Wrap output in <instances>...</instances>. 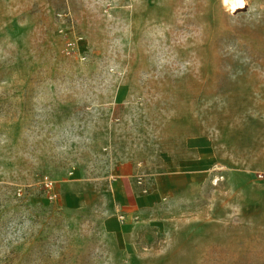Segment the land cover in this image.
<instances>
[{
    "label": "rangeland",
    "instance_id": "374dc122",
    "mask_svg": "<svg viewBox=\"0 0 264 264\" xmlns=\"http://www.w3.org/2000/svg\"><path fill=\"white\" fill-rule=\"evenodd\" d=\"M245 1L0 0V264H264Z\"/></svg>",
    "mask_w": 264,
    "mask_h": 264
},
{
    "label": "crops",
    "instance_id": "0c3cea01",
    "mask_svg": "<svg viewBox=\"0 0 264 264\" xmlns=\"http://www.w3.org/2000/svg\"><path fill=\"white\" fill-rule=\"evenodd\" d=\"M114 185V188L112 187L111 190L114 199L122 204L121 209H123L126 214H132L134 212L133 207L136 206L138 199H140V196H138V190L135 188L131 178L129 177L124 180H117V183H115ZM258 188L259 195L257 198V202L260 204H264V184H261Z\"/></svg>",
    "mask_w": 264,
    "mask_h": 264
},
{
    "label": "bare ground",
    "instance_id": "6f19581e",
    "mask_svg": "<svg viewBox=\"0 0 264 264\" xmlns=\"http://www.w3.org/2000/svg\"><path fill=\"white\" fill-rule=\"evenodd\" d=\"M223 2L232 11L242 10L246 8L247 3L245 0H223Z\"/></svg>",
    "mask_w": 264,
    "mask_h": 264
},
{
    "label": "built area",
    "instance_id": "2783aa9c",
    "mask_svg": "<svg viewBox=\"0 0 264 264\" xmlns=\"http://www.w3.org/2000/svg\"><path fill=\"white\" fill-rule=\"evenodd\" d=\"M58 15H59V16H62L61 13H58ZM139 183H142V180H141V179L139 180ZM46 187H47L48 189L51 190V189H52V182H51V181H47V182H46ZM52 197H53V196L51 195V198H52Z\"/></svg>",
    "mask_w": 264,
    "mask_h": 264
}]
</instances>
